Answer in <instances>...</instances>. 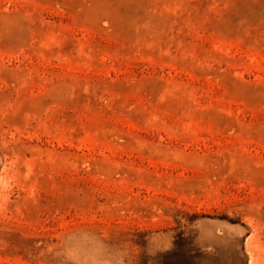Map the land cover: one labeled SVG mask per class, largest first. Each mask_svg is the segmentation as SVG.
<instances>
[{"label":"rangeland","instance_id":"1","mask_svg":"<svg viewBox=\"0 0 264 264\" xmlns=\"http://www.w3.org/2000/svg\"><path fill=\"white\" fill-rule=\"evenodd\" d=\"M0 264H264V0H0Z\"/></svg>","mask_w":264,"mask_h":264}]
</instances>
